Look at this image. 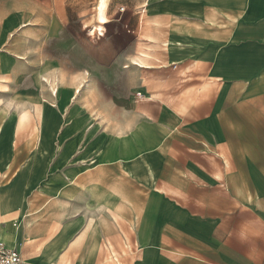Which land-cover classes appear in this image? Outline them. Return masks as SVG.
Wrapping results in <instances>:
<instances>
[{
	"label": "crops",
	"instance_id": "crops-1",
	"mask_svg": "<svg viewBox=\"0 0 264 264\" xmlns=\"http://www.w3.org/2000/svg\"><path fill=\"white\" fill-rule=\"evenodd\" d=\"M191 4L197 28L191 29L193 33L190 44L186 47L180 41L169 40L164 44L167 51L172 56L180 57L190 48L193 54L202 53L203 63L208 64L214 60L215 45H226L223 42L214 43V39L228 41L235 29L222 31L223 35L216 38L212 33L199 32V26H202L200 22L203 21L204 24L205 20L213 18L216 12H222L227 15L225 20L228 23H241V18L235 16L243 11L244 16L239 14L243 23L236 29L234 41L245 50V61L253 59L250 62H255L254 72L257 74V70L261 69L258 65L262 62L261 51L264 48V0H192ZM228 9H231L235 16L224 12ZM97 15L99 18H95L97 23L90 28L89 35L97 33L98 36L105 37L109 36L111 31L115 32V24L108 25L106 30L105 25L109 19L107 23H103L100 18L102 13L98 12ZM15 20L16 29L30 24L22 23V16L18 13ZM119 20L118 18L117 21ZM49 31L52 34L47 39L60 37L55 34L54 27ZM118 31L110 37L105 46L101 44L95 49L91 60L94 64H100L103 60L116 64L122 62L121 52L128 45V38L133 35L134 30L124 24ZM67 36L70 35L65 34L62 37V43L66 47L69 40L68 45L71 47L70 38ZM88 43L87 40H80L74 47L81 51ZM104 47L107 49L105 55ZM252 51L253 54H248ZM85 57L78 54L69 58L68 61L75 64L73 71H69L71 79L85 77ZM193 57L195 55L189 58ZM227 58L221 56L214 65L215 75L226 79L239 73L237 66L229 68L225 65ZM7 69L2 55V74H5ZM33 77L39 79V82H44L52 98L35 107L40 121L36 132V154H45L46 145L55 142L48 119L50 114L55 111L61 113L58 121L69 128L57 139L63 143L62 157L59 158L58 153L53 165L42 161V166L38 167L34 160L31 163L33 157L29 156L12 174L11 171L6 172L10 169V165H7L2 176L1 181L7 182L0 184V240L7 247L16 248L25 264H105L104 256L108 249L105 242L118 241V227L114 215L107 214L105 208H118L121 193L119 185L112 182V179H104L106 174L126 176L129 181L126 189L127 205L143 208L142 226L138 232L141 244L148 243L154 231L158 233L160 247L149 248L146 254L144 253L143 260L131 264H264L262 258L247 257L245 217L238 218L242 223L237 228L238 237L235 239L239 247L238 256H235L234 247L222 242L226 234L223 224L231 222L234 218L217 213L222 208L220 199L216 198V193L220 192L216 189L219 183L215 181L214 168L209 166L210 151L217 143L224 144V150L231 149V144L237 143L232 136L239 133L240 129L243 131L244 122L226 117L222 120L216 118L215 100L213 103H206V115L202 113L201 117L191 119L186 125L183 120L179 121L168 112L157 114L156 119H146L134 111H127L120 116L118 112L113 113L117 108L110 104L108 129L93 140L95 127L91 119L83 115L79 109L80 104L74 105L81 91L90 92L94 89L93 84L89 82L86 85L80 83L77 87L72 86L65 82L62 74L50 73L46 71L45 66L34 71ZM47 78L58 79V90L53 91L46 84ZM8 88L6 83L4 92L8 91ZM237 90V87L226 88L224 95L237 94ZM257 91L262 93L263 87L256 86L254 92L258 93ZM223 102L224 99L220 103ZM20 115L19 125H22L26 120V112L23 111ZM178 128H181L180 132H176ZM2 130L0 126V133ZM239 136L241 134L237 136L238 140ZM4 142L10 146L14 141L8 138ZM168 142L170 145L164 147ZM234 147L241 149L237 144ZM171 150L186 159L189 167L182 163L183 168L168 166V154ZM59 159L63 162L57 169L54 166ZM204 159L207 162L205 172L191 165ZM260 159L263 161L261 167L252 165L248 168H237L230 174L224 172L230 188L243 193L248 201H258L264 196V152H260ZM88 161L94 163V168L86 167ZM179 174L184 181L182 190L188 185L196 191L195 194L191 195V198L187 194L178 198L166 196L160 199L163 209L152 214L151 192L157 176L166 175L163 183L172 187L173 182L179 180L174 176L180 177ZM191 174L197 175L198 179L201 175L202 182L199 183L198 179L188 182L186 178ZM219 180L221 178H217V181ZM247 189L253 190V195L246 193ZM108 191H111V198H107ZM230 204L228 202L225 206L230 207ZM130 217L133 218V215H128L126 219L129 221ZM250 217L255 221L256 232L260 233L258 247L261 249L264 216L261 215L263 219L256 214Z\"/></svg>",
	"mask_w": 264,
	"mask_h": 264
},
{
	"label": "rangeland",
	"instance_id": "rangeland-1",
	"mask_svg": "<svg viewBox=\"0 0 264 264\" xmlns=\"http://www.w3.org/2000/svg\"><path fill=\"white\" fill-rule=\"evenodd\" d=\"M191 2L192 0H0V126L3 128L0 133V184L7 182L1 181L7 165H10V169L6 172L11 171L12 174L29 156L33 157L31 163L34 160L38 167L42 166V161L53 165L58 153L59 158L62 157L63 143L57 139L61 138L69 126L58 121L61 113L56 111L48 117L55 142L46 145L45 154L35 152L36 132L40 123L35 107L45 100L52 99L48 87L33 77L34 71L41 66H45L46 71L50 73L59 72L65 82L72 86L77 87L80 83L86 85L89 82L93 84V90L81 91V95L74 102V105L80 104L79 109L83 115L91 119L95 127L93 140L108 129L111 117L108 110L110 104L117 108L113 113L118 112L120 116L127 111H134L146 119H156L157 114L168 112L179 121L183 120V124L186 125L191 119L201 117L202 113L206 115V103L208 101L213 103L215 100L216 118L222 120L226 117L245 123L243 131L240 129L239 133L232 136L241 149L238 150V147H234L236 144L232 143L231 149L224 150V144L217 143L209 153V166L215 170L214 178L216 183H219L216 189L220 190L216 193V198L220 199L222 208L217 213L234 218L231 222L223 224L226 234L222 242L234 247L235 256H238L239 247L235 239L238 237L237 228L242 224L238 218L245 217L247 257L264 260V231L260 249L258 247L260 233L256 232L255 221L250 217L253 214L259 218L261 215L264 216V196L258 201L254 199L248 201L243 193L240 194L230 188L224 175V172L230 174L237 168H248L252 165L261 167L263 163L260 152H264V48L261 51L262 62L258 65L261 69L257 70L256 74L255 62H250L253 59L245 61L243 57L245 50L234 41L235 31L243 23V11L239 12L242 16L239 14L235 16L231 9H228L229 11L224 12L241 18L239 19L241 23H228L225 20L227 15L222 12H216L215 16L206 19L204 24L200 18L202 26H199L201 29L199 32L212 33L216 38L223 35L222 31L235 29L228 41L214 39V43L223 42L226 45H215L213 61L204 64L202 53L193 54L190 48L185 55L172 56L164 44L169 40H175L186 46L190 44L193 33L191 29L197 28ZM98 12L102 13L100 18L103 23H107L109 19L105 25L106 30L108 25L115 24V32L111 31L109 36L100 37L97 33L89 35L90 28L97 23L95 18L97 20L99 18ZM17 13L22 16V23L30 24L16 29ZM124 24L134 30V33L128 38V45L121 52L122 62L116 64L110 60H103L100 64H94L91 60L95 49L101 44L105 46L110 37L117 34ZM51 27L56 29L55 34H59L60 37L47 39L52 34L49 31ZM65 34L70 35L67 38H70L71 47L68 45L69 40L66 47L62 43ZM78 39L81 42L89 41L81 51L74 47V44L79 43ZM106 52L107 49L104 47V55ZM253 53L252 51L248 54ZM78 54L85 55L87 59L85 77L71 79L69 71H73L72 67L75 64L68 60ZM2 55L8 67L5 74L1 72ZM193 55L195 57L189 58ZM221 56L228 57L224 63L229 68L234 65L239 68L237 76L226 79L215 75V61ZM95 66L97 69H94ZM6 83L9 90L4 92ZM256 86L263 87L262 93L254 92ZM230 87H237V94L224 95L225 89ZM222 99L224 102L220 103ZM23 111L26 112V120L19 125L20 114ZM39 113L41 114V111ZM180 131L181 128H178L176 132ZM240 134L238 140L237 136ZM8 138L14 141L12 145L10 144L11 147L4 142ZM167 145H170V142L164 147ZM168 157L170 167L183 168L182 164L189 165L187 160L181 158L175 151L171 150ZM62 162L63 160L59 159L54 167L58 169ZM191 165L205 172L207 162L204 159ZM44 166L46 167V164ZM86 167L94 168V163L88 161ZM103 177L112 179V182L119 185L118 189L121 192L119 207L105 208L107 214L114 215L118 227V241L105 242L108 248L104 256L105 264H131L141 261L149 248L160 247L158 233L154 231V234L150 235L152 236L150 241L141 244L138 232L142 226L143 208L127 205L126 189L129 183L127 177L122 175L117 177L115 174L110 176L106 174ZM174 177L179 180L174 181L172 187H167L163 183L166 175L157 176L151 192L152 214L163 209L160 199L166 196L178 198L187 194L191 198V195L195 194L196 191L188 185L182 190L184 181L181 180V175ZM217 178L221 180L217 181ZM197 179L198 176L194 174L186 178L188 182ZM199 179L198 182L201 183V175ZM252 192L253 190L249 189L246 191L253 195ZM111 197V191H108L107 198ZM228 202L231 203L230 207L225 206ZM128 215H133L129 221L126 219ZM262 225L264 227V222Z\"/></svg>",
	"mask_w": 264,
	"mask_h": 264
},
{
	"label": "built area",
	"instance_id": "built-area-1",
	"mask_svg": "<svg viewBox=\"0 0 264 264\" xmlns=\"http://www.w3.org/2000/svg\"><path fill=\"white\" fill-rule=\"evenodd\" d=\"M0 264H25V261L16 248H9L0 242Z\"/></svg>",
	"mask_w": 264,
	"mask_h": 264
},
{
	"label": "bare ground",
	"instance_id": "bare-ground-1",
	"mask_svg": "<svg viewBox=\"0 0 264 264\" xmlns=\"http://www.w3.org/2000/svg\"><path fill=\"white\" fill-rule=\"evenodd\" d=\"M44 83V82H43ZM46 84L50 87V88H52V90L53 91H56V89L58 90V87H59V81H58V79H50V78H47L46 79ZM87 89H88V87H87ZM54 93V92H53ZM0 242H2L1 240H0ZM4 243V242H3ZM5 244V243H4Z\"/></svg>",
	"mask_w": 264,
	"mask_h": 264
}]
</instances>
